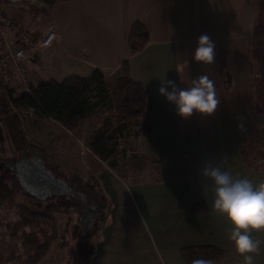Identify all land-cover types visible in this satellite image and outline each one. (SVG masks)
I'll list each match as a JSON object with an SVG mask.
<instances>
[{"label": "crops", "instance_id": "1", "mask_svg": "<svg viewBox=\"0 0 264 264\" xmlns=\"http://www.w3.org/2000/svg\"><path fill=\"white\" fill-rule=\"evenodd\" d=\"M257 1L63 0L58 2L59 15L53 21L54 28L38 31L36 16L39 14L33 10L31 13L29 10L23 12L16 27L6 26L10 35L15 28L33 34H44L48 29L55 31L52 46L40 50L34 60L28 62L34 68L32 74L37 76L48 68L46 61L50 52L68 58L59 64L57 75L60 80H50L61 81L70 75L87 76L93 68L100 70L105 77L83 96L80 119L74 133L40 113L33 110L25 112L28 133L46 143L62 165L70 166L71 172L82 178L87 175L88 178L97 177L106 200L110 203L112 199L114 202L109 210L114 214L110 224L107 225V219L106 225L97 233V250L100 252L98 255L93 252L88 264H183L180 257L182 247L208 244L224 250L221 264H242L243 258L236 253L228 239L230 225L214 213L211 201L208 204L206 200L212 199L204 194L206 191L211 195V181L204 180L200 171L206 162L212 161L214 166L229 171L234 177H247L254 183H259L261 178L264 181V169L251 168L243 159L242 143L247 126L241 116L242 113L249 115L250 109L245 104L240 105L239 101L243 91L246 94L244 81L249 83L250 62L249 55H245V46H241L242 36L238 32L242 31L244 24L243 14L251 10L252 15ZM35 20V25H32ZM135 21L146 26L149 40L139 50L130 52L127 35ZM201 35L209 36L215 45V58L211 65H203L192 59ZM248 42L249 38L243 43ZM43 50L48 53L44 58L40 56ZM78 54L85 58H78ZM124 59L128 61L130 78L141 83L145 90V112L142 117L144 135L139 141L140 151L144 158L151 159L153 164L155 161L153 171L158 174L161 170L162 179L159 185L139 184L144 181L143 178L134 176L132 168L123 169V177L134 183V194L123 185L113 169L93 156L85 146L116 118L110 79ZM202 75H208L214 81L220 102L211 115L194 113L182 119L176 115L174 106L159 95L160 81L166 76L167 80L175 81L180 88H184L191 79ZM229 77L230 83H226ZM31 83L37 84L33 79ZM235 125L240 130L231 143L235 146L234 151L229 150L227 135L228 138L225 137L223 142L219 141L216 147L206 152L195 154L188 147L192 143V136L211 137L215 128L227 129V133ZM196 177L195 183L185 186ZM147 179L151 178L147 175ZM203 180L205 183H201ZM173 181L176 184H170ZM170 189L193 194L191 200L183 203L185 221L178 222L176 230L167 231L160 227L161 220L154 215L156 200L149 195L152 191L168 192ZM200 200L206 202L209 211L202 215L193 214L191 207ZM141 209L148 217V220L144 219L146 223H151L156 230L152 234L162 253L160 260L155 250L154 258L150 254L147 256L151 252V239L139 221L137 212L141 215ZM134 211H137L136 214ZM132 215L138 220L133 221ZM186 221L193 226V232L187 229L181 231V222L184 224ZM131 223L133 226L130 228L127 225ZM219 223L222 228L218 226ZM143 231L146 237L142 235ZM254 238L264 241V233L255 234ZM256 264H264V244L256 257Z\"/></svg>", "mask_w": 264, "mask_h": 264}, {"label": "trees", "instance_id": "2", "mask_svg": "<svg viewBox=\"0 0 264 264\" xmlns=\"http://www.w3.org/2000/svg\"><path fill=\"white\" fill-rule=\"evenodd\" d=\"M44 1L52 6L63 0ZM148 40L146 26L135 21L127 35L130 52L139 50ZM248 52L251 71L248 101L254 111L264 114V0L259 1L249 36ZM253 70L256 72L254 77ZM104 78L100 70L93 68L87 76L70 75L61 81L31 83L29 90L21 94L0 80V209L13 210L16 216L13 221L0 218V224L10 230L21 248L19 253L12 249L6 255H0V264L10 261L38 264L49 255L52 247L64 248L71 241V264H88L94 252L93 240L106 225L111 205L103 192L95 187V179L65 172L47 147L29 136L25 112L33 110L72 132L78 126L83 96ZM110 81L116 118L85 145L98 159L110 167H116L115 156L120 142L130 136L140 141L144 135L142 117L146 96L142 84L130 78L127 59L121 62ZM23 155L35 158L39 170L54 181L60 180L64 191L43 198L35 193L48 194L54 189H47L46 192L36 189L35 193L26 189L9 163V159ZM116 171L125 175L123 170ZM82 207L95 212L86 226ZM191 210L193 214L202 215L208 213L209 208L204 200H200L192 205ZM60 222L63 225L59 230ZM224 256L222 248L210 244L188 245L180 249L183 264H192L196 259L221 264Z\"/></svg>", "mask_w": 264, "mask_h": 264}, {"label": "rangeland", "instance_id": "3", "mask_svg": "<svg viewBox=\"0 0 264 264\" xmlns=\"http://www.w3.org/2000/svg\"><path fill=\"white\" fill-rule=\"evenodd\" d=\"M259 1L260 0L257 1V7L255 10L252 11V15H251V10L250 11L247 10L246 14H243L244 24L242 27V31L238 32L240 34V37L242 36V38L240 39V43H242L241 44L242 48H244V46H245V55H249L248 44L243 43V42L247 41L250 34H251L252 24H253V21L257 15V12H258ZM59 5H60V3H58V4L56 3L52 6H50L49 12H45L42 9L35 8L34 7L35 5L30 7L29 12L31 10H33L39 14L38 16H36V18L38 19L37 24H39L38 29H37L38 31H41L44 28H49V27L54 28L52 25H53V21L55 19V16L59 15V13H58ZM7 10L12 11L13 14H16V15H18L17 10L27 12L20 7H15V6H11V5L8 6ZM35 22H36V20L34 21V24L32 23V25H35ZM37 34H39V33H37ZM64 41H65V39H64ZM60 43H62V41ZM60 46L61 45L58 43V47H60ZM63 50H65V49L63 48ZM45 51L46 50H43L40 53V56H42L43 58H44L45 54H48ZM78 58L84 59L85 56H83L82 54H78ZM60 59H62V60L60 61ZM64 59H68V58L64 57V56H58L56 54L52 55V53L49 52V57H48V60L46 61L48 68L44 69V71H42L39 75L36 76L35 74H32V72L34 71V68L32 67L31 64L28 65L29 72H31V78L33 79V81L35 83L47 81V80H50L51 78H55V79L60 80V78L58 77L57 74H59L58 72L60 71V65L59 64L60 63L62 64L65 61ZM255 73H256L255 70H253V77L255 76ZM249 74H250V78H251V71ZM250 82H251V80L249 79V83H248L249 87H250ZM226 83H230V77H229V81ZM235 83H236V81H235ZM244 84L247 86L246 94L243 91V95L239 96V101H240V105L245 104L246 107H249L248 110L250 109V111H249V115L247 113H242V116H241L242 120L246 122L245 126H247L245 136H244V140L242 143L243 159H244L245 164L247 163L249 166H251V168H262V169H264V114L258 113L251 108V105L249 104V101H248V84H247V81H244ZM237 85H238L237 87H239V83ZM251 109H252V111H251ZM74 130L76 131V128ZM226 130L227 129H221V128L212 129V132L215 136L213 135L211 137L192 136V138H191L192 143L188 147L191 148L192 152L195 154H198L201 152H206L208 149L216 147L215 145H217V143L219 141L223 142L225 140V137L229 136V138L227 137L229 139V150L234 151L235 146L231 145V143L233 140L236 139L235 136L237 135V133L240 129H238L237 125H235L233 127H230L229 131L227 133H226ZM73 133H74V131H73ZM225 135H227V136H225ZM29 136L33 139H36L37 141H39L43 145H45L47 147L49 153L52 156H54L55 159L58 161V159L52 153L51 149L49 148V146L46 143L38 140L37 138L31 136L30 134H29ZM117 153H118L117 156H115L116 167H110L107 165L108 167L111 168V170L113 169L115 172H117L116 171L117 169L123 170L126 168H130V169L132 168L134 170V173H135L134 176L139 175V177L141 179L142 178L144 179V181L139 182V184H147V185L157 184V185H159L162 182L161 174H160L161 170L159 171L160 173H158V174H156L153 171L152 167H156L155 161L153 160L154 161V164H153L151 159L144 158L143 155L141 154L140 147H139V138H135V137L130 136L129 138L120 142ZM57 163L65 172L74 173V172H71V170H69L70 166H67L66 164L62 165L60 163V161H58ZM10 164H11L12 169L14 170L13 163H10ZM148 166H150L151 169ZM88 173H90V172H85V174H88ZM150 173L153 174V177H151L152 175ZM74 174H77V173H74ZM116 174L122 180L121 182L123 183V185L125 187H127L129 190H131L132 193L134 194V188H133L134 183H132V181H129V179H126L125 177H123V175L119 174L118 172ZM147 175L151 179H147ZM87 176H89V175H87ZM87 176H86V178H88ZM173 176L175 177V175H173ZM93 181H94L95 187L97 189H99L100 192H102L101 186L99 185V181H98L97 177ZM196 181H197V177L195 179H193L192 181H190L189 183L185 184V186L188 187V184L195 183ZM20 182L26 189L29 190V187L25 184L26 181H23L24 182L23 183L20 180ZM260 182H262V178L260 179ZM201 183H205L204 180ZM170 184H176V183L173 181ZM136 187H138V186H136ZM57 189H58L57 191L50 190V192H48V194H46V193H44V194L39 193L38 194V192H36L35 194L38 195L39 197L45 198L47 195H50L52 193L62 192L60 190H63L64 187L62 189H60V188H57ZM166 191H167V189H166ZM166 191H160V192H153L152 191L151 194L149 195V197L156 200L157 209H156V212L154 215H155V217H157L161 220L160 227H164L167 231L176 230V228L178 227L177 223L180 222L181 220L185 221L183 219L184 216L182 215V213L184 211L183 203H185V202L187 203L189 200H191L193 192L184 191V190L183 191H177V190L173 191L171 189L168 192H166ZM132 193H131V195H132L131 198L135 202L136 206L138 207V203H137V201H136V199ZM204 194H206L208 197L211 196L206 191ZM206 200L208 201V204H209V201H211V198H208ZM110 205L112 207L114 205V202L112 199H110ZM112 207H111V209H112ZM136 212H135V214H136ZM143 212H145V211L143 209H141V215L142 216L140 215L139 212H137V213H138V216L140 217L139 221L142 223V225L145 226L146 231H147V233L151 239V252L148 253L147 256L150 254L154 258V250H155L157 255H158V258L160 260L162 253H161L160 248L156 245V242L154 240V236L152 234V232H155L156 230L153 229V226L151 225V223H150V225L146 223L145 220H148V217H146ZM113 215L114 214L111 211L108 212V216H107L108 224L107 225L110 224V219H112ZM15 217L16 216H15L13 210H10L7 208L0 209V218H3V221H8V220L13 221L15 219ZM58 218H60V216H58ZM132 220L133 221L138 220V218H136L135 215H132ZM59 224H60L59 225V230H60L63 223L60 222ZM127 226L131 228V226H133V224L131 223V224H128ZM181 226H182L181 231L185 230V229H187V231H191V232L194 231L193 226H191L190 222L186 221V223H184V224H182V222H181ZM218 226L220 228H222L220 223ZM138 227L141 228V225H138ZM195 228H196V226H195ZM195 230H198V229H195ZM106 232H108V230H106ZM183 233H187V232L183 231ZM142 235L144 237H146L147 234H145L143 231ZM187 235H188V233H187ZM93 245H94V252L96 255H98L100 250L99 251L97 250L98 240H96V238L93 240ZM12 249H15L16 253H19L21 251V248H20L18 241L16 240V238H14L12 236L10 230H7L5 228V225L0 224V255L1 256L6 255ZM72 249H73V242L72 241L70 242V244L68 246H66L64 248H56L54 246V247H52L49 255L45 259H43L41 262H39L38 264H43V263L44 264L45 263H47V264H71L70 257L72 254ZM147 256L145 255V259H147ZM163 256H164V253H163ZM16 262L17 261H10L7 264H18Z\"/></svg>", "mask_w": 264, "mask_h": 264}, {"label": "clouds", "instance_id": "4", "mask_svg": "<svg viewBox=\"0 0 264 264\" xmlns=\"http://www.w3.org/2000/svg\"><path fill=\"white\" fill-rule=\"evenodd\" d=\"M214 58V43L209 36L201 35L197 40L193 61L211 65ZM160 85L159 95L174 106L176 115L182 119H187L194 113L211 115L220 102L214 81L208 75L191 79L184 88L164 76ZM200 175L204 180L211 181L212 210L230 225L228 239L236 253L243 258L242 264H256V257L264 244V241L254 238L255 234L264 233V181L254 183L247 177H234L229 171L214 166L212 161L204 164ZM192 264L215 262L196 259Z\"/></svg>", "mask_w": 264, "mask_h": 264}, {"label": "built area", "instance_id": "5", "mask_svg": "<svg viewBox=\"0 0 264 264\" xmlns=\"http://www.w3.org/2000/svg\"><path fill=\"white\" fill-rule=\"evenodd\" d=\"M29 10L31 6L49 12L50 6L44 0H0V80L10 89L26 93L31 84L28 62L33 61L42 49L52 46L55 31L48 29L44 34L32 33L15 28L12 35L7 30L17 26L23 11L18 15L8 11V6ZM8 23V24H7Z\"/></svg>", "mask_w": 264, "mask_h": 264}, {"label": "water", "instance_id": "6", "mask_svg": "<svg viewBox=\"0 0 264 264\" xmlns=\"http://www.w3.org/2000/svg\"><path fill=\"white\" fill-rule=\"evenodd\" d=\"M32 160H34L36 164H34ZM10 161L15 162L13 164L15 174L22 182L26 181L25 184L29 187V191L31 192L35 193L36 189L40 186L48 189L54 187L62 189L64 187L60 180L54 181L47 173L39 170L38 162L35 160V158L23 155L19 158H11L9 159V162ZM24 171H27V175L23 176ZM94 216L95 212L93 209L82 207V218L85 220V226L89 225Z\"/></svg>", "mask_w": 264, "mask_h": 264}, {"label": "flooded vegetation", "instance_id": "7", "mask_svg": "<svg viewBox=\"0 0 264 264\" xmlns=\"http://www.w3.org/2000/svg\"><path fill=\"white\" fill-rule=\"evenodd\" d=\"M32 162H34V164H36V162L34 161V160H32ZM9 163H15V162H12V161H10ZM27 172V171H26ZM25 171L23 172V176L24 175H27V173H26ZM28 173H30V172H28ZM27 180V179H26ZM55 188V187H54ZM37 189H39L40 191H45V190H47L48 188H45V187H43V186H40V187H38ZM54 190H58V189H54Z\"/></svg>", "mask_w": 264, "mask_h": 264}]
</instances>
